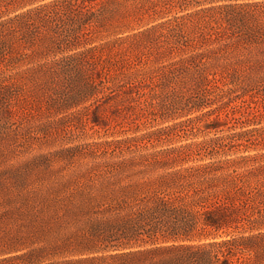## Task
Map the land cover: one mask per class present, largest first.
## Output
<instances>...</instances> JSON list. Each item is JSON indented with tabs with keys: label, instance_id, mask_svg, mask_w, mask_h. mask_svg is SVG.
Here are the masks:
<instances>
[{
	"label": "trees",
	"instance_id": "trees-1",
	"mask_svg": "<svg viewBox=\"0 0 264 264\" xmlns=\"http://www.w3.org/2000/svg\"><path fill=\"white\" fill-rule=\"evenodd\" d=\"M25 78L161 124L0 192V264H264V0H0V113Z\"/></svg>",
	"mask_w": 264,
	"mask_h": 264
},
{
	"label": "rangeland",
	"instance_id": "rangeland-1",
	"mask_svg": "<svg viewBox=\"0 0 264 264\" xmlns=\"http://www.w3.org/2000/svg\"><path fill=\"white\" fill-rule=\"evenodd\" d=\"M15 89L1 98L10 107L0 113V180L5 182V187H0L2 193L10 189L14 194L19 193L15 181L21 178L53 182L59 176H67L76 164L95 158L89 148L99 150L105 140L141 133L161 124L151 122L135 127L128 119L118 123L120 116L108 110L106 126H91L86 121L87 115L80 110L53 109L43 93L44 88L30 78L17 81ZM201 135L182 136L172 144L201 138ZM67 219L65 225L56 224L54 219L53 225L65 227V231L78 226L72 217Z\"/></svg>",
	"mask_w": 264,
	"mask_h": 264
}]
</instances>
